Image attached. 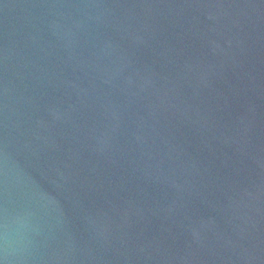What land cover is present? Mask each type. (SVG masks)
Segmentation results:
<instances>
[{
	"label": "water",
	"instance_id": "95a60500",
	"mask_svg": "<svg viewBox=\"0 0 264 264\" xmlns=\"http://www.w3.org/2000/svg\"><path fill=\"white\" fill-rule=\"evenodd\" d=\"M0 264H264V0H0Z\"/></svg>",
	"mask_w": 264,
	"mask_h": 264
}]
</instances>
